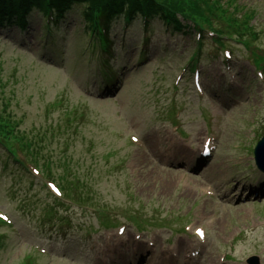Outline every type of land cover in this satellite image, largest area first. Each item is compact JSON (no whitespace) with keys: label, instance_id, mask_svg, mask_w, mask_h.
<instances>
[{"label":"rangeland","instance_id":"374dc122","mask_svg":"<svg viewBox=\"0 0 264 264\" xmlns=\"http://www.w3.org/2000/svg\"><path fill=\"white\" fill-rule=\"evenodd\" d=\"M236 2L253 13L258 48L229 42L228 67L205 35L196 67L201 92L187 68L198 38L160 20L147 43L139 21L126 34L115 24L112 82L102 79L97 51L88 48L82 6L53 26L48 42L38 12L23 31L0 29V99L28 137L45 140L43 155L69 158L97 205L60 209L70 231L53 234L41 223L53 204L42 189L50 179L25 173L1 148L0 214L13 224L0 229L8 237L0 264H23L31 253L42 256L36 264H166V257L170 264H248L252 257L264 264V175L253 154L264 137V71L254 67L264 56V0ZM144 48L149 59L132 72ZM72 108L79 110L78 133L63 119ZM206 141L214 149L202 161ZM132 216L146 228L137 230ZM104 217L125 232L104 229Z\"/></svg>","mask_w":264,"mask_h":264},{"label":"trees","instance_id":"16d2710c","mask_svg":"<svg viewBox=\"0 0 264 264\" xmlns=\"http://www.w3.org/2000/svg\"><path fill=\"white\" fill-rule=\"evenodd\" d=\"M233 4H236L235 0H230L229 5H225L223 0H0V26L13 20L25 28L26 19L33 12L44 17L52 15L59 21L76 6H82V15L88 28L97 34L96 43L104 51L110 42L102 30L103 26L108 29L121 19L127 23L142 19L147 26L152 20L160 19L176 32L184 31L187 34L196 31L204 34L209 29L215 32L219 45H223L224 38L237 37L252 51L250 45L257 38L250 25L253 13ZM238 12L242 13L241 18ZM260 60L256 63L261 64ZM10 121L0 120V144L5 142L9 145L4 146L13 158L16 152L12 142L16 137L10 132L13 129Z\"/></svg>","mask_w":264,"mask_h":264},{"label":"water","instance_id":"95a60500","mask_svg":"<svg viewBox=\"0 0 264 264\" xmlns=\"http://www.w3.org/2000/svg\"><path fill=\"white\" fill-rule=\"evenodd\" d=\"M263 155H264V141L260 143V145L256 149V161L258 165H260V160L263 157Z\"/></svg>","mask_w":264,"mask_h":264}]
</instances>
